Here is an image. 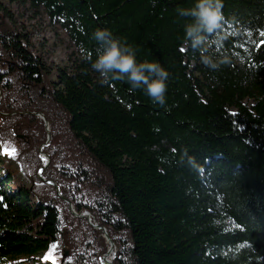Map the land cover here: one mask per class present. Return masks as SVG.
<instances>
[{
  "label": "trees",
  "instance_id": "obj_1",
  "mask_svg": "<svg viewBox=\"0 0 264 264\" xmlns=\"http://www.w3.org/2000/svg\"><path fill=\"white\" fill-rule=\"evenodd\" d=\"M28 1L81 58L49 63L0 1V264H108L105 231L113 264H264V0H223L216 71L185 42L194 0ZM97 28L170 73L166 107L100 82Z\"/></svg>",
  "mask_w": 264,
  "mask_h": 264
},
{
  "label": "clouds",
  "instance_id": "obj_2",
  "mask_svg": "<svg viewBox=\"0 0 264 264\" xmlns=\"http://www.w3.org/2000/svg\"><path fill=\"white\" fill-rule=\"evenodd\" d=\"M223 0H194L191 7H178L177 14L188 18L184 24L185 42L200 52L202 65L216 71L221 64H228V57H216L208 51V38L220 39L225 16ZM97 44L92 70L100 77L101 83L121 80L133 89L141 90L160 107H166L167 81L170 73L155 61H138L136 48L125 39L117 37L108 28H97L90 36Z\"/></svg>",
  "mask_w": 264,
  "mask_h": 264
},
{
  "label": "rangeland",
  "instance_id": "obj_3",
  "mask_svg": "<svg viewBox=\"0 0 264 264\" xmlns=\"http://www.w3.org/2000/svg\"><path fill=\"white\" fill-rule=\"evenodd\" d=\"M9 10L11 20L21 32H29L34 49L49 63L73 67L81 53L67 31L52 21L44 8H34L28 0H0ZM251 103V101H250ZM9 165L20 170V179L28 183L17 160L11 158Z\"/></svg>",
  "mask_w": 264,
  "mask_h": 264
},
{
  "label": "water",
  "instance_id": "obj_4",
  "mask_svg": "<svg viewBox=\"0 0 264 264\" xmlns=\"http://www.w3.org/2000/svg\"><path fill=\"white\" fill-rule=\"evenodd\" d=\"M0 94H1V90H0ZM39 115L44 119L46 120V117L43 113H39ZM46 123L48 124V121L46 120ZM50 162V157L47 155V164ZM72 211L79 215V216H87L88 218H91V213L89 211H85L84 213H76V211L72 208ZM105 236L109 239V241L111 242L112 246L110 248V250L107 252V254L105 255V258L108 262V264H113L112 263V260H111V257H112V254L114 252V242L112 241V239L110 238L109 234L107 231H105Z\"/></svg>",
  "mask_w": 264,
  "mask_h": 264
},
{
  "label": "snow or ice",
  "instance_id": "obj_5",
  "mask_svg": "<svg viewBox=\"0 0 264 264\" xmlns=\"http://www.w3.org/2000/svg\"><path fill=\"white\" fill-rule=\"evenodd\" d=\"M231 35H235V33H231ZM248 35L249 36H251V33H248ZM259 35L260 36H264V31H261V32H259ZM10 154H15V149H11V152H10ZM243 245H241V247H242ZM48 258H50V257H46V259H48Z\"/></svg>",
  "mask_w": 264,
  "mask_h": 264
}]
</instances>
